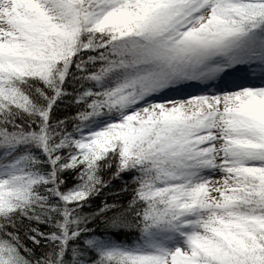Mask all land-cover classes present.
<instances>
[{
  "label": "snow or ice",
  "instance_id": "6c2138e0",
  "mask_svg": "<svg viewBox=\"0 0 264 264\" xmlns=\"http://www.w3.org/2000/svg\"><path fill=\"white\" fill-rule=\"evenodd\" d=\"M0 264H264V0H0Z\"/></svg>",
  "mask_w": 264,
  "mask_h": 264
},
{
  "label": "rangeland",
  "instance_id": "374dc122",
  "mask_svg": "<svg viewBox=\"0 0 264 264\" xmlns=\"http://www.w3.org/2000/svg\"><path fill=\"white\" fill-rule=\"evenodd\" d=\"M218 178V177H217Z\"/></svg>",
  "mask_w": 264,
  "mask_h": 264
}]
</instances>
